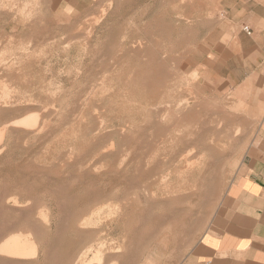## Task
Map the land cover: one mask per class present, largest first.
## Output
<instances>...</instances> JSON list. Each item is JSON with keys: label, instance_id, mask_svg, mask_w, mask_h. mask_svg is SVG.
<instances>
[{"label": "rangeland", "instance_id": "374dc122", "mask_svg": "<svg viewBox=\"0 0 264 264\" xmlns=\"http://www.w3.org/2000/svg\"><path fill=\"white\" fill-rule=\"evenodd\" d=\"M3 126L39 252L0 264H185L264 126V0H0Z\"/></svg>", "mask_w": 264, "mask_h": 264}, {"label": "crops", "instance_id": "0c3cea01", "mask_svg": "<svg viewBox=\"0 0 264 264\" xmlns=\"http://www.w3.org/2000/svg\"><path fill=\"white\" fill-rule=\"evenodd\" d=\"M185 264H264V126Z\"/></svg>", "mask_w": 264, "mask_h": 264}, {"label": "bare ground", "instance_id": "6f19581e", "mask_svg": "<svg viewBox=\"0 0 264 264\" xmlns=\"http://www.w3.org/2000/svg\"><path fill=\"white\" fill-rule=\"evenodd\" d=\"M49 65V64H48ZM45 66V65H44ZM183 73H184V71H183ZM156 74V73H155ZM164 76V75H163ZM170 76H171V74H170ZM160 79V78H159ZM144 81V80H143ZM156 84H157V82H156ZM2 86V85H1ZM154 86H155V84H154ZM3 87H5V86H3ZM9 90V89H8ZM88 96V95H87ZM9 99V98H8ZM89 101V100H88ZM87 103V102H86ZM186 103V102H185ZM184 103V104H185ZM184 104H182V103H177L176 104V107H177V109H179V107H181L182 105H184ZM85 105V104H84ZM160 105H158V107H159ZM162 106V105H161ZM53 108H54V106H53ZM156 109L158 110V108H157V106H156ZM172 109V108H171ZM177 109H176V111H177ZM156 110V111H157ZM96 111V110H95ZM170 111V110H169ZM175 112V111H174ZM177 112H179V111H177ZM165 113V112H164ZM169 114V113H168ZM163 115V114H162ZM165 116V115H164ZM166 117V116H165ZM173 117V116H172ZM182 117V116H181ZM180 117V118H181ZM26 119V118H25ZM158 119V118H157ZM163 119V118H162ZM161 119V120H162ZM21 120V119H20ZM19 120V121H20ZM23 120V119H22ZM21 120V121H22ZM173 121V120H172ZM15 123L17 122V121H14ZM14 122H12V124L14 123ZM23 122V121H22ZM21 122V123H22ZM25 122H27V121H25ZM185 122V121H184ZM14 123V124H15ZM230 123V122H229ZM20 124V123H19ZM25 126V125H24ZM4 127V126H3ZM175 127V126H174ZM177 127V126H176ZM175 127V128H176ZM173 128V127H172ZM178 128H179V126H178ZM41 129V128H40ZM177 129V128H176ZM181 129V128H180ZM197 129V128H196ZM228 129V128H227ZM5 130H6V127H4L2 130H0V142H2L3 141V138H4V134H5ZM184 130V129H183ZM213 131V130H212ZM211 131V132H212ZM176 131H174V133H175ZM178 132V131H177ZM180 132V131H179ZM170 133V132H169ZM173 133V134H174ZM183 133H186V131L185 132H183ZM190 133H192L191 131H190ZM171 134V133H170ZM178 134V133H177ZM169 135V134H168ZM183 135V134H182ZM185 135V134H184ZM190 136H191V134H189ZM188 135V136H189ZM194 135H196V134H194ZM177 136H179V134L177 135ZM180 136H181V134H180ZM187 135H185L184 136V138L186 137ZM173 137V136H172ZM162 138H164V137H162ZM176 138V137H175ZM174 139V138H173ZM178 139H179V137H178ZM181 139V138H180ZM183 139V138H182ZM170 140H172V139H170ZM185 140V139H184ZM162 141V140H161ZM164 141V143H165V140H163ZM180 142V141H179ZM168 143V142H167ZM166 143V144H167ZM112 144V143H111ZM174 144V143H173ZM180 144V143H179ZM182 144V143H181ZM172 145V144H171ZM177 146V145H176ZM61 149V148H60ZM193 149V148H192ZM0 150H1V147H0ZM194 151H195V149H194ZM171 152V151H170ZM1 153V152H0ZM188 153V152H187ZM186 153V154H187ZM198 153V152H197ZM173 155V154H172ZM155 157H156V155H155ZM170 159V158H169ZM173 159V158H172ZM186 159V158H185ZM184 159V160H185ZM72 160V159H71ZM167 160V159H166ZM194 164V163H193ZM97 168V167H96ZM166 177H167V175H166ZM163 180V179H162ZM211 196V195H210ZM15 198V197H14ZM179 200V199H178ZM25 205V204H24ZM96 209V208H95ZM44 214V213H43ZM39 216V215H38ZM88 217H89V215H88ZM84 219V218H83ZM102 250H101V248H99V250H98V253L100 254V252H101ZM38 252H39V245H38V243H37V241L35 240V238L32 236V235H22V234H14V235H11V236H9V237H7L6 239H4V241L3 242H1L0 243V253H3V254H6L7 256H11V257H18V258H25V259H27V258H30V257H35V256H37V254H38ZM58 254V253H57ZM46 257V256H45ZM99 259H102V257H101V255H99ZM81 264H85L84 262H82ZM87 264H90V263H87ZM116 264V263H115Z\"/></svg>", "mask_w": 264, "mask_h": 264}, {"label": "built area", "instance_id": "2783aa9c", "mask_svg": "<svg viewBox=\"0 0 264 264\" xmlns=\"http://www.w3.org/2000/svg\"><path fill=\"white\" fill-rule=\"evenodd\" d=\"M243 29H244V31L247 32L248 34H251V32H252L250 26H248V25H245Z\"/></svg>", "mask_w": 264, "mask_h": 264}]
</instances>
